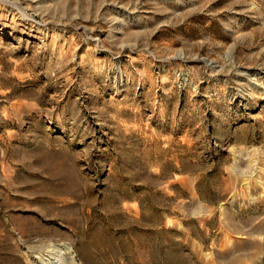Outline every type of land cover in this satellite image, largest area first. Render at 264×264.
Returning <instances> with one entry per match:
<instances>
[{
	"label": "rangeland",
	"instance_id": "rangeland-1",
	"mask_svg": "<svg viewBox=\"0 0 264 264\" xmlns=\"http://www.w3.org/2000/svg\"><path fill=\"white\" fill-rule=\"evenodd\" d=\"M0 264H264V0H0Z\"/></svg>",
	"mask_w": 264,
	"mask_h": 264
}]
</instances>
